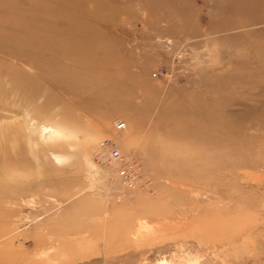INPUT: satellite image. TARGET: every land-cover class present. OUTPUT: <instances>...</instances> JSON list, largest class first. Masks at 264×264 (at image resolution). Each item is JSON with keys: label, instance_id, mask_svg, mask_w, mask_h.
I'll use <instances>...</instances> for the list:
<instances>
[{"label": "rangeland", "instance_id": "374dc122", "mask_svg": "<svg viewBox=\"0 0 264 264\" xmlns=\"http://www.w3.org/2000/svg\"><path fill=\"white\" fill-rule=\"evenodd\" d=\"M62 4L0 20V264H264V0Z\"/></svg>", "mask_w": 264, "mask_h": 264}, {"label": "built area", "instance_id": "2783aa9c", "mask_svg": "<svg viewBox=\"0 0 264 264\" xmlns=\"http://www.w3.org/2000/svg\"><path fill=\"white\" fill-rule=\"evenodd\" d=\"M157 74H160V72ZM125 130L126 123L124 121L118 120L114 123V137L119 138ZM118 148V144L115 140H104L99 144V149L95 155V161L103 165L105 163L116 165V172L120 181L128 184L127 187L130 189L134 187L132 183L141 179L143 168L137 158H129Z\"/></svg>", "mask_w": 264, "mask_h": 264}, {"label": "bare ground", "instance_id": "6f19581e", "mask_svg": "<svg viewBox=\"0 0 264 264\" xmlns=\"http://www.w3.org/2000/svg\"><path fill=\"white\" fill-rule=\"evenodd\" d=\"M63 1L64 0H54V4H56V3H60L62 6H64V4H62L63 3ZM11 9H14V0H0V12H1V15H0V20L1 21H3V19L4 20H7V23H5L4 24V30H6V28H14V26L16 25V23H17V19H18V23L20 22V26L21 27H23V25L25 24V25H31L32 23H39L40 21H41V19L43 18V16H38L37 14L39 13V12H43V13H46V10H38V13H37V11H36V15H33V16H29V17H23V15H19V16H17L16 14H15V12L14 13H12L13 11L11 10ZM18 17V18H17ZM45 26H43V28H44ZM42 28V29H43ZM11 36H13V35H11ZM52 44L54 45L55 44V41H53L52 42ZM55 46H56V44H55ZM0 73H2V71L0 72ZM104 84V81L103 82H99V85L100 86H102V85ZM88 102V101H87ZM99 104V101L97 102L96 100L93 102V100H92V102H90V104L88 103L87 105H86V107H85V109H86V111H87V113L88 112H94L95 111V107L97 106ZM43 132H46V135H49V137H55V136H59V135H61L62 133L59 131V130H57V129H54L53 127H51V126H43ZM62 130V129H61ZM58 138V137H57ZM120 138V137H119ZM51 139V138H50ZM111 140H115V141H117V137H114V134H113V137L112 138H110ZM104 141V140H103ZM101 143V142H100ZM99 143V144H100ZM98 149H99V146H98V148H97V151H98ZM119 149V148H118ZM120 150V149H119ZM95 155H96V153H95ZM94 155V156H95ZM129 158H132V157H129ZM107 164H109L110 166H113L114 168H115V170H116V165H113V164H110V163H107ZM143 172V171H142ZM116 174H117V172H116ZM117 177H118V180H119V182L121 183V185L123 186V187H125L126 189H128V184H126V183H124V182H121L120 181V179H119V176H118V174H117ZM142 179H143V173H142V177H141V179L140 180H138V181H136V182H134V183H132L133 184V188H130V189H134L135 187H137L138 186V183H140L141 181H142ZM140 225V224H139ZM142 228V227H141ZM146 232V231H145ZM159 264H165L164 263V261H162V262H159Z\"/></svg>", "mask_w": 264, "mask_h": 264}]
</instances>
